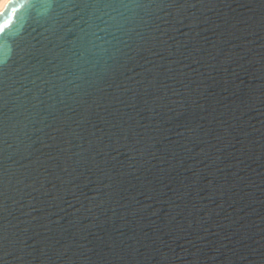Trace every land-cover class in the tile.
I'll use <instances>...</instances> for the list:
<instances>
[{"label":"water","instance_id":"95a60500","mask_svg":"<svg viewBox=\"0 0 264 264\" xmlns=\"http://www.w3.org/2000/svg\"><path fill=\"white\" fill-rule=\"evenodd\" d=\"M11 25L0 264H264V0H10Z\"/></svg>","mask_w":264,"mask_h":264},{"label":"snow or ice","instance_id":"6c2138e0","mask_svg":"<svg viewBox=\"0 0 264 264\" xmlns=\"http://www.w3.org/2000/svg\"><path fill=\"white\" fill-rule=\"evenodd\" d=\"M30 3L37 4L41 7H45L49 0H29ZM13 5L10 3L8 8H11ZM8 8H6L5 12H7ZM6 29L8 32H6ZM16 31V28L11 25L5 28L2 32H0V63L4 61L6 57H9L12 53V43L10 42V33Z\"/></svg>","mask_w":264,"mask_h":264},{"label":"bare ground","instance_id":"6f19581e","mask_svg":"<svg viewBox=\"0 0 264 264\" xmlns=\"http://www.w3.org/2000/svg\"><path fill=\"white\" fill-rule=\"evenodd\" d=\"M10 0H0V11L9 3Z\"/></svg>","mask_w":264,"mask_h":264}]
</instances>
